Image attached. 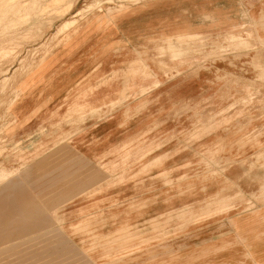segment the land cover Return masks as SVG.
<instances>
[{
    "label": "rangeland",
    "instance_id": "obj_1",
    "mask_svg": "<svg viewBox=\"0 0 264 264\" xmlns=\"http://www.w3.org/2000/svg\"><path fill=\"white\" fill-rule=\"evenodd\" d=\"M25 1L0 0L2 19ZM110 7L123 12L108 15ZM49 8L34 26L3 30L2 36L13 40L2 49L0 44V176L19 171L27 176L9 188L0 184V248L8 246L0 251V264L83 262L78 249L87 247L90 237L71 229L90 212L97 216L90 223L97 235L128 223L153 236L154 218L185 204L201 205L224 181L169 186L162 171L170 170L174 180L183 174L201 176L204 158L216 148L220 164L236 171L228 170L232 178L245 173L254 158H264V0H63L57 10ZM168 9L173 25L163 27ZM179 21L185 23L179 26ZM115 30L119 45L112 43ZM127 85L143 87L145 95L123 101L120 92ZM223 118L229 121L222 123ZM212 120L222 124L203 131ZM197 132L201 136L193 137ZM125 148L131 156L122 162ZM164 154L168 157L161 165L146 167ZM113 165L115 178L108 183L104 178L100 190L90 184L83 191L71 186L86 182L98 167ZM256 170L260 174L251 172L253 180L243 187L257 188L254 183L263 179L264 170ZM236 190L223 194L232 197ZM259 194L252 197L251 214L261 211L264 190ZM29 197L45 207L71 199L60 211L27 218L23 201ZM249 197L233 200L243 208ZM238 218L224 222L232 223L227 237L245 249L247 262L235 264H264L249 253L252 244ZM221 219L184 228L171 220L165 231L179 242L167 244L165 253L186 256L179 264H229L220 251L231 242L225 237L217 246L221 239L212 228ZM153 259L117 263L178 261L167 255Z\"/></svg>",
    "mask_w": 264,
    "mask_h": 264
},
{
    "label": "crops",
    "instance_id": "obj_2",
    "mask_svg": "<svg viewBox=\"0 0 264 264\" xmlns=\"http://www.w3.org/2000/svg\"><path fill=\"white\" fill-rule=\"evenodd\" d=\"M164 11L165 12L163 17L165 16L166 19L162 22V26L164 27L165 25L167 26L173 25L170 24L171 22L170 20L174 18V17H170V13H171L170 9H168V11L167 10ZM178 23L179 26H181L185 22L179 21ZM261 33L262 34L260 35V40L264 44V31ZM119 34H120L119 30L117 31L115 30V36L113 37V42H112L113 45L114 44L119 45L120 42H122L121 36ZM242 40H243L242 36L237 38V42H241ZM142 62L145 63V61ZM146 66L150 67L149 64L147 63ZM165 70L167 71V69ZM123 86H125V84ZM123 86L120 92V96L123 101L134 94L145 95V89L143 87L132 90V88H130L129 85H127L126 88H123ZM223 119L225 120L222 121V123L229 121L228 118H223ZM222 123L219 124V121L212 120L209 124H206L204 126L203 131H210V129L218 127ZM200 136H201V132H197L193 134V137L195 138H198ZM129 143H130L129 141L124 142L123 147L128 146ZM18 146H20V144ZM6 149L8 150L12 148L8 147ZM218 150H219L218 148L210 150L207 157L204 158L203 162L206 169L205 171L206 173L202 174L201 176H199V174H196L195 176L193 175L189 176L187 174H183L177 180H174L170 176V170H164L161 172L162 177L164 178L166 184H168L169 186H173L176 184L179 187L181 185V182L185 180L189 188L193 187V185L196 184V181L201 179L207 180V179L223 177L224 181L221 184L222 186L214 194L207 196L201 205L195 207L192 204H185L180 208L165 211L161 213L159 217L154 218L151 221V226L155 230V234L153 236H144L142 232L135 230L128 223L123 224L122 226L116 228L114 231L110 233L97 235L93 233L92 230L90 229V223L95 217H97L96 214L92 212L83 214L80 217V219H78L75 222L74 228L71 229V231L73 233L86 234L88 237H90V241L87 247L78 249L79 253H82L85 259L83 260V262L77 264H116L121 260H125V259L127 260L130 258L132 259L133 257L139 259L140 257L143 258L146 256V259L148 258V260H152L153 258L159 255L170 256L171 260L177 259L178 261L174 262L173 264H179V259H182L180 261H184L186 256H183L179 253H173V254L165 253L166 248L164 249V247L167 246V244H171V242L173 241L174 242L178 241L175 237L173 238L168 237V233L167 231H165L164 228L165 224L169 223L173 219H178L179 221H181L179 227L184 228L186 226L187 227L190 226V224H196L203 220H212L218 216H223L224 219H221L220 223L212 227L213 229H216L215 232L218 233L216 239L218 240L221 239V241L217 243L218 244L217 246H220L225 242L224 241V239H226L225 237L229 235L227 233V230L229 226L232 225L231 222L228 223H224V222L229 221L234 217L238 218V216H240V218H238L239 220L238 224L241 223V226L243 228V236L247 237L252 244L251 245L252 252L251 251L248 252L250 254L254 253L256 259L264 260V203L258 205L261 208L259 214L256 215L251 214V212L254 211L252 210L251 206L252 204H255L254 201L252 202V197H258L260 195L259 192L264 190L263 189L264 177L263 179H259L258 181L256 180V182L254 183L255 185H258L257 188L243 187V185L246 184V182L253 180V178L251 177L252 174L251 172L255 173L256 169H258L259 171H261L262 169L264 170V160H261L264 158H254L248 163V166L245 167L246 168L245 173H243L242 175L239 174L238 176H234L232 178L230 177V175H232L236 171L230 169L233 167L232 165L229 166L226 164L224 165L220 164V161L217 160V158L215 157V154L218 152ZM149 151H151V149H149ZM147 152L148 151L146 150L145 152H143L142 155H147ZM121 156H122V162H125L131 156V151L125 148ZM167 157L168 156L166 154L160 155L156 157L154 161L146 165V167H149L153 164L161 165L164 162V160L167 159ZM251 165L254 167H251ZM115 167L116 165H113L111 167H105V166L98 167L97 171L92 172L89 175L86 182L83 183L81 182L79 184L78 183L75 184L74 182H72L73 185L71 186L74 188L81 189L83 191L88 187L95 185L94 190L98 191L102 188V180L104 178L107 179L106 180L107 183L110 182L112 178H115L116 176L114 173ZM27 169L28 171H30L31 170L30 166H28ZM228 170H230V173L232 174L229 173L230 175L229 174L227 175ZM255 174H260V173L258 172ZM22 177L27 178L26 173L23 172L21 173L20 171L18 173L15 172L4 173L0 176V184H3L7 188H9V186L13 181ZM245 177H248L246 179L247 181L245 180ZM119 178H122V175H120ZM89 184L90 186H88ZM38 185L41 186L40 183ZM54 185H50V187L55 188ZM203 187L205 189L206 185L204 184ZM230 188L237 189L235 196L231 197V196H225L223 194L225 190ZM36 189L37 187H35L34 191H36ZM39 189H41V187ZM246 194L250 195L251 197H249L246 200L247 201L246 205L243 206V208H240L241 205L235 203L233 199L235 197L243 199V197ZM35 199H36L35 197H29L23 201V208L29 215L26 216L27 218H30L32 216L36 217L38 214L50 210L60 211V209L63 206L62 204L68 201L69 199H71V197H64L61 200H58L59 202L47 207L43 206L42 203L36 202ZM57 224H59V226L63 229V232L65 233V237H67L66 236L67 230L65 229V227L62 226V221L58 219ZM233 226H235V224H233ZM227 238L231 243L228 244L226 250H222V251L219 250V251L221 252L222 255L226 253L225 258L229 262V264H235L237 261L240 260L247 262V258L245 256V249L243 248V246L240 245L239 243H236L233 237H227ZM219 243L221 244L219 245ZM6 248H8V246ZM6 248L4 247L0 248V251ZM9 248H14V247H9ZM98 249L100 251L99 255L94 256L93 252ZM171 263L172 262H170V264ZM149 264H151V261ZM159 264H168V263L163 262Z\"/></svg>",
    "mask_w": 264,
    "mask_h": 264
},
{
    "label": "bare ground",
    "instance_id": "obj_3",
    "mask_svg": "<svg viewBox=\"0 0 264 264\" xmlns=\"http://www.w3.org/2000/svg\"><path fill=\"white\" fill-rule=\"evenodd\" d=\"M61 2L63 4V0H50L49 4L45 5L43 3V0H38V1H34V2L26 0L23 4L20 5L18 10H16L15 12H13L14 10L13 11L11 10L12 12L11 11L10 12L12 14L9 15L8 17H5V18L2 19L3 15L0 14V36H1L0 37V44L2 46L1 49L4 47L3 45L6 44V42L8 43L9 41L11 42L13 40V38H12L13 36L11 35L12 37L10 38L9 41H7V39L4 38V36H2V35H4L3 30H7L9 28H14V29L15 28H20L21 26L23 28L24 25L29 26V27L34 26V25L38 24V20L41 17H43L44 11H46L47 7H50L49 10L50 9L57 10L58 9V5ZM1 7H2V4H1ZM8 11H9V9H8ZM59 12H61V10ZM121 12H123V10L116 9V8H113V7L108 8V15L118 14V13H121ZM53 13L55 15L58 12L55 13V11H54ZM41 24H42V22H41ZM69 25L70 24H67L64 27H67ZM7 106H8V109H12V110L15 108L10 103Z\"/></svg>",
    "mask_w": 264,
    "mask_h": 264
}]
</instances>
